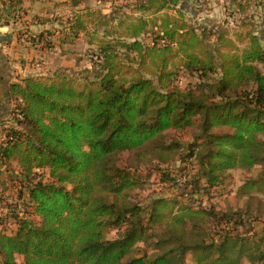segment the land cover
I'll use <instances>...</instances> for the list:
<instances>
[{"label":"trees","instance_id":"obj_1","mask_svg":"<svg viewBox=\"0 0 264 264\" xmlns=\"http://www.w3.org/2000/svg\"><path fill=\"white\" fill-rule=\"evenodd\" d=\"M0 1L19 18L14 0ZM83 1L72 0L78 10L56 34L18 37L45 49L52 37L86 36L96 46L89 67L0 75V161L20 185L0 207V264H264V224L257 235L248 205L264 192V40L244 23L235 38L221 24L197 28L184 0H100L107 14ZM127 8L140 15L120 18ZM181 76L194 80L180 87ZM190 129L189 143L167 134ZM125 151L136 164H117ZM255 167L236 190L244 209L203 204L231 170ZM153 172L179 188L142 203L135 190ZM18 202L38 219L21 216ZM11 214L13 230L1 225Z\"/></svg>","mask_w":264,"mask_h":264},{"label":"rangeland","instance_id":"obj_2","mask_svg":"<svg viewBox=\"0 0 264 264\" xmlns=\"http://www.w3.org/2000/svg\"><path fill=\"white\" fill-rule=\"evenodd\" d=\"M240 2L243 5V9H238L231 0H184V17L188 23L197 28H212L221 24L227 28L232 38H235L236 32L245 30L241 27L242 23H244L250 26L254 32L264 40V0H240ZM26 4L32 5L33 11L40 12L42 14L40 15L41 18L48 21L46 27L49 29L50 33H55L56 30H62L63 27L68 24L67 19L70 18L71 14L78 10V6L75 7L72 0H31ZM84 7L99 10L102 14H107L110 11L109 4L100 0H84L80 5V8ZM139 15L140 13L134 8H127L120 14V18H124L129 22L132 20L131 17L134 19ZM20 16L22 17L21 14ZM144 16L147 17V15ZM114 23L115 21L113 24ZM92 27L93 26H91V28ZM107 28L108 25L103 26L100 29L99 34L101 35L104 32L103 30H107ZM30 32L35 34L33 33L34 31ZM23 34L22 38H28V36L25 37L26 34ZM49 44H51V47H47L45 50L39 47L41 52H36L32 58L29 53H27V57L26 59L24 58L23 61L28 64V67L26 68L29 70L28 74L40 72L51 73L57 68H66L69 72H76L78 69L90 66L89 58L91 51L96 49V46L90 45L88 43V38L83 35L73 43L64 42L61 45H59L56 37H52ZM237 45L241 47L240 43ZM192 80H194V78L181 76L178 79L177 84L180 87H184ZM7 109L0 113V118L8 117ZM192 132V129L184 132L168 130L167 134L177 136L180 138V141L189 143L193 140ZM116 160L117 164L121 167H129L136 164L133 155L126 151L119 153ZM145 165V163H142L138 166L141 173H144L145 168H147ZM0 169V200L4 201L0 204V207L3 206V210H9V202L14 200L15 194L19 190L20 185L18 184V179H16L17 172L14 170L13 164L10 167H5L0 161ZM258 169V167H255L250 171L241 169L231 170L226 185L222 189H216L208 198L204 196L202 199L203 204L205 206L212 205L220 210L244 209L247 205V199L239 196L236 193V190L246 178L255 176ZM186 170L189 171L188 174H192L195 171L191 168V165H188ZM46 174V170L40 173V177H42L44 181L48 180ZM183 180L184 179L181 178L179 182L182 183ZM178 188L179 185L172 187L160 183L158 181V175L153 172L144 187L136 189L135 192L140 201L146 203L153 197L172 196L176 193ZM252 196L253 198H250V200L248 199V205L249 202H251V214H253L252 217H254L252 218L253 220L251 224L256 234L260 235L264 224V192L253 193ZM258 200L260 201V204L258 203ZM16 209L21 216L28 214L30 217H33V219H38L30 213L29 208L24 207L20 202H18ZM23 209L26 210V214L22 211ZM12 220H14L13 214L9 215L8 221H3L1 225H4L7 229L13 230L14 223ZM116 234L117 231L115 229L109 230L107 237H115ZM16 264H22V258L20 256H17ZM242 264L249 263L244 260Z\"/></svg>","mask_w":264,"mask_h":264},{"label":"crops","instance_id":"obj_3","mask_svg":"<svg viewBox=\"0 0 264 264\" xmlns=\"http://www.w3.org/2000/svg\"><path fill=\"white\" fill-rule=\"evenodd\" d=\"M30 1L14 0V7L22 15L20 18L17 17L16 20H12L4 11L5 9L10 10L9 4L0 1L1 22H7L6 24L0 23V75L5 81H17L24 76L38 74H28L29 70L26 69L28 64L24 63L23 59H26L27 53L32 58L36 52L40 53L41 49H39V46H31L18 37L21 29L29 30V32L34 31L35 34L48 29L46 27L48 21L41 18L40 15L42 14L33 11L32 5L26 4ZM40 74L45 73L40 72Z\"/></svg>","mask_w":264,"mask_h":264},{"label":"built area","instance_id":"obj_4","mask_svg":"<svg viewBox=\"0 0 264 264\" xmlns=\"http://www.w3.org/2000/svg\"><path fill=\"white\" fill-rule=\"evenodd\" d=\"M25 37H27V35H25ZM2 137L0 136V141H1Z\"/></svg>","mask_w":264,"mask_h":264}]
</instances>
